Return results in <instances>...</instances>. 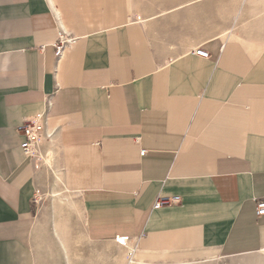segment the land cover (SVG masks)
Segmentation results:
<instances>
[{"label":"crops","instance_id":"obj_1","mask_svg":"<svg viewBox=\"0 0 264 264\" xmlns=\"http://www.w3.org/2000/svg\"><path fill=\"white\" fill-rule=\"evenodd\" d=\"M134 8L0 0V264H71L85 244L118 243L124 264L264 251V21L219 35L216 0H181L159 14L194 27L179 51Z\"/></svg>","mask_w":264,"mask_h":264},{"label":"rangeland","instance_id":"obj_2","mask_svg":"<svg viewBox=\"0 0 264 264\" xmlns=\"http://www.w3.org/2000/svg\"><path fill=\"white\" fill-rule=\"evenodd\" d=\"M133 1L135 2L136 8H134V10L136 9V11L137 10L142 11L149 4H152V7H153L152 11L157 12V15H158L153 24V28L155 29L154 31L158 33V35L160 36V38H162L164 42H169L171 44L172 43L179 44V51H182L179 38L182 33L187 32V30L189 29L191 30L194 29L191 22L185 21V20H180V21L177 20L176 22L170 21L167 15H159L161 14V12L172 8L174 5L179 3V1L181 0H133ZM240 10H242V8H240L239 11H236V13L233 14L231 22L229 21L230 26H229V23L228 25H225L226 32L230 31V29L235 27L236 21H237L236 19L238 18L241 12ZM195 12H198L197 8L195 9ZM134 14L136 13L134 12ZM137 15L138 14H136V16ZM202 16L203 15H201L200 17ZM216 17H218L217 10H216ZM239 31L240 29L237 32ZM87 245L88 244H85V246L84 245L82 246V253H81L82 257H78V258L71 257V264H119L116 245H115V249H113L112 251H108L106 249L104 250L103 249L104 247H97L96 245H89L88 252H87ZM259 254L264 255V251H261L256 254L243 255V256H237V257L236 256L235 257H215L214 259L202 258V259H195V260L189 259V260H182L179 263H176V262H167V263L158 262L157 263L156 262L154 264H236L237 262L238 264L240 263L246 264L247 262L251 260L253 256L259 255ZM251 264H258V263H251Z\"/></svg>","mask_w":264,"mask_h":264},{"label":"bare ground","instance_id":"obj_3","mask_svg":"<svg viewBox=\"0 0 264 264\" xmlns=\"http://www.w3.org/2000/svg\"><path fill=\"white\" fill-rule=\"evenodd\" d=\"M216 1H217L216 10L218 13V17H216L215 19L216 21L215 27L219 30L218 33L216 31V33L219 35H224L223 32H225L226 34L229 32L230 34L236 36L239 35L237 31L242 27L243 28L246 27L247 29L250 24L251 25L254 24L256 28V25L258 24L257 20L264 21V0H216ZM240 8H242V10H240L241 12L238 18L236 19L237 21L235 27L232 29L229 28L230 31L226 32L224 29H222L223 26L228 25L230 18L233 16L234 13H236V11H239ZM256 22L257 24H255ZM246 24L248 27L246 26ZM251 25H250V29H251ZM246 29L243 31L245 32ZM250 29L247 30L248 32L246 31L248 35L250 31L254 32L253 31L254 28L253 30ZM122 240L123 239L118 241H122ZM120 252L121 253H120L119 264H124L125 252L123 248H120ZM132 264H143V263H132Z\"/></svg>","mask_w":264,"mask_h":264},{"label":"built area","instance_id":"obj_4","mask_svg":"<svg viewBox=\"0 0 264 264\" xmlns=\"http://www.w3.org/2000/svg\"><path fill=\"white\" fill-rule=\"evenodd\" d=\"M61 44H63L64 42L70 43L71 39L66 38V39H60ZM60 46L57 47V51L58 48ZM195 53L201 55V56H207L208 52L206 50H202V49H195L193 50ZM41 124L37 123L33 120H24L22 122V124H20L19 126H17V130H22L23 134L25 136V140L21 143V147L23 150V153L26 154L27 156H34L33 155V148H35L37 146V130H39ZM179 201V197L178 196H173V197H163V198H157L155 201V206H159L162 204H167L170 202H178ZM256 201V207H255V213L256 215H262L264 214V196L258 199H255ZM125 240L127 239L126 237H119L117 238V240Z\"/></svg>","mask_w":264,"mask_h":264}]
</instances>
